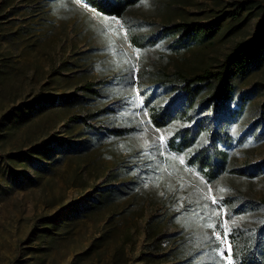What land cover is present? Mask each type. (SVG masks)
<instances>
[{
  "label": "rangeland",
  "instance_id": "1",
  "mask_svg": "<svg viewBox=\"0 0 264 264\" xmlns=\"http://www.w3.org/2000/svg\"><path fill=\"white\" fill-rule=\"evenodd\" d=\"M242 1L144 0L132 16L217 26L174 54L133 48L121 19L82 0H0V264H222L214 231L260 214L227 220L220 199H264V176L205 181L160 143L174 127L149 122L140 90L157 69H211L251 37L260 6L214 23ZM239 91L264 99V57ZM263 159L264 141L231 163Z\"/></svg>",
  "mask_w": 264,
  "mask_h": 264
},
{
  "label": "trees",
  "instance_id": "2",
  "mask_svg": "<svg viewBox=\"0 0 264 264\" xmlns=\"http://www.w3.org/2000/svg\"><path fill=\"white\" fill-rule=\"evenodd\" d=\"M143 1L117 0L115 5H108L102 0H88L87 5L106 17L121 19L130 44L137 50L161 46L177 54L204 44L216 32L217 26L207 29L198 21L158 25L132 16ZM254 2H239L233 11L216 18L214 23L218 25L227 16L236 19L243 10L262 7L263 18L255 33L235 43L215 67L193 74L182 69L170 72L157 69L150 73V83L140 90L149 122L158 129L174 127L165 149L181 157L184 165L211 184L223 175L246 180L264 176V159L241 166L231 163L237 148L264 141V99L256 104L255 92L239 91L241 82L264 57V6H253ZM92 86L86 84L83 88L95 94L97 90ZM246 112L253 113L251 119L239 128ZM220 202L227 220L260 214L256 224L232 226L228 243L235 264H264V199L233 194Z\"/></svg>",
  "mask_w": 264,
  "mask_h": 264
},
{
  "label": "snow or ice",
  "instance_id": "3",
  "mask_svg": "<svg viewBox=\"0 0 264 264\" xmlns=\"http://www.w3.org/2000/svg\"><path fill=\"white\" fill-rule=\"evenodd\" d=\"M84 2H85V4H87L88 3V0H84ZM102 2L104 4H108V5H115L117 3V0H102ZM89 8H91V5H89ZM93 11H94V14L98 18H100L102 20H111L112 22H117L115 17H106L103 13H101L99 11H95V10H93ZM160 143L161 144L166 143V140H165V137L164 136H161L160 137ZM211 203L213 205L216 204V197H214V196L211 197ZM210 227H212L213 229H215L216 226L215 225H210ZM214 234L216 236V239L220 242L219 245H218V248H219L218 255L221 258L222 264H235V261L232 258V246H231V244L229 243L226 248L224 247V241L229 236V232L227 230V226L226 225L224 226V229H223V238L221 237V235H220L219 232H215L214 231Z\"/></svg>",
  "mask_w": 264,
  "mask_h": 264
}]
</instances>
